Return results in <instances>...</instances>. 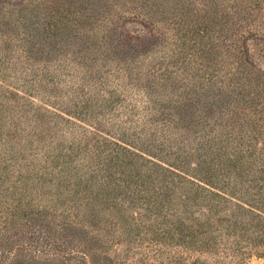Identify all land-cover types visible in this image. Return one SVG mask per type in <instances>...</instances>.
<instances>
[{"label": "rangeland", "instance_id": "374dc122", "mask_svg": "<svg viewBox=\"0 0 264 264\" xmlns=\"http://www.w3.org/2000/svg\"><path fill=\"white\" fill-rule=\"evenodd\" d=\"M19 17L24 20L17 21ZM234 50L241 52L238 59L231 53ZM103 64L109 65L106 72L117 67L128 68L132 84L149 87L146 92L152 95V113L158 123L180 126L198 122L197 125L209 130L210 126L217 129L225 122L248 127L254 121L259 136L253 146L263 150L264 0H0V75L9 77L16 68L18 79L26 77V71L32 68L42 71L46 67L55 75L63 66L71 68L73 76L61 77L62 83L59 81L58 85L38 80L29 99L34 107L43 108L44 103L61 110L58 105H67L66 97L79 101L74 90L67 87L80 85L78 71L88 74ZM98 74L107 76L104 70ZM12 79V84L9 78L8 82L0 79L2 92L10 85L22 96L25 92L20 88L22 82ZM110 79L111 88L120 92L121 74L120 81ZM225 88L228 90L223 93ZM14 90L9 91V96L18 99L13 96ZM134 102L138 110L146 106L144 96L138 91L126 93L124 102L115 106L117 117L114 112L106 113L100 120L106 128L99 130L111 134L107 129H131V114L123 106ZM183 109L187 117L179 122ZM62 111L81 128L87 125L97 128L72 111ZM219 111L223 113L221 118L213 120L211 116L216 117ZM205 113L209 118L193 123L194 116ZM22 125L28 129V119ZM78 125H71L76 132L81 130ZM251 129L249 126L248 130ZM63 130L66 139L63 142L67 145L72 134L66 127ZM129 133L132 134L131 130ZM76 162L82 163V159ZM247 166L244 161L239 170L230 173L231 177L241 178L245 187L250 178ZM19 176L15 172L0 175V191L14 184L20 189L23 186L25 195L30 197L27 200L21 197L26 202L21 209L6 211V207H15L16 202L12 195L0 192V264L210 263L215 256L206 246L209 235L215 232L216 224L227 227L224 215L228 212L223 211L218 223L219 217L214 216L215 223L206 224L201 219L205 226L194 224L196 238L188 232L190 225L184 229L168 223L161 226L168 232L167 240L134 238L132 229L128 233L120 229L121 225L101 222L98 229L99 219H106L116 211L114 208L119 209L116 201L126 208L127 198L120 196L115 202L102 199L98 202V195L84 183L80 185L84 191L74 196L77 189L66 191L62 183L56 187L47 183L35 187V177L23 176L25 180L21 183ZM74 179L78 183L75 175ZM85 179L89 181V177ZM89 182L95 184L94 180ZM20 189L15 194H21ZM64 191L65 195L59 198L57 192ZM221 191L232 196L231 207L236 203L235 198L244 202ZM88 204L94 213L85 208ZM116 217L117 214H112L108 219ZM208 226V235L198 233ZM261 236L264 240V233ZM259 239L260 236L256 242L260 246L249 250L250 246L244 245V256H241L243 249L236 255L242 259L241 264H264V243ZM229 255L227 261H233Z\"/></svg>", "mask_w": 264, "mask_h": 264}, {"label": "trees", "instance_id": "16d2710c", "mask_svg": "<svg viewBox=\"0 0 264 264\" xmlns=\"http://www.w3.org/2000/svg\"><path fill=\"white\" fill-rule=\"evenodd\" d=\"M23 20V17L17 19ZM47 25H50V21H47ZM231 53L236 59L241 54L235 50ZM108 66H97L95 71L88 74L78 71L76 77L80 85L67 88L74 90L79 101L68 96L67 105L59 103L61 110L44 103L43 108L34 107L29 99L32 98L40 78L43 82L58 85L59 81L62 83L61 77L73 76L68 65L59 68L57 75L46 67L42 71L35 68L26 71V77L18 78L23 84L20 88L25 91L21 93L22 96L10 85L2 92L0 85V175L15 172L20 175L18 179H22L21 183L25 180L23 176L30 179L32 175L36 178L35 187H43L46 183L56 187L62 183L66 191L77 189L72 194L74 196L84 191L80 188L84 183L98 195V202L101 199L113 201L123 196L129 200L126 208L125 204L116 201L119 209L114 208L116 211L108 215L109 218L110 215L117 214L116 219H99L98 229L101 228V222L121 225L120 229H126L128 233L132 229L133 237L143 240L166 239L168 232L161 229L166 223L182 226L184 229L186 225H190L188 232H192L191 237L196 238L192 229L195 225L205 226L201 219H205L206 224L215 223L213 217H219L220 213L227 211L228 215H224L226 229L223 225L216 224L215 232L210 233L206 243V246L209 245L208 252L215 257L210 263L204 261L203 264H241L242 259L236 255L243 249L241 256H244V245L250 246L249 250L257 248L260 246L256 242L259 236V240L264 243L261 236L264 233V212L261 211H264V148L258 151L253 146V141L259 136L255 122L250 123L251 130H248L249 126H236L230 122H225L217 129L210 126L209 130L204 125H197L198 122L188 125L181 123L180 126L175 123H158L157 117L152 113V95L146 92L149 87L132 84L128 68L117 67L106 72ZM100 70H104L107 76L98 74ZM112 74L114 76L110 77ZM120 74L123 79L119 87L122 89L118 92L111 88L113 82L110 78L120 81ZM136 75L140 76V73ZM17 76L15 68L11 76L0 75V79L8 82L9 78L12 84V78L17 79ZM188 84L189 82L186 86ZM210 85L212 86L211 83ZM11 90L16 91L12 95L18 99L10 98ZM224 90L228 88L223 89V93ZM133 91L144 96L146 106L142 111L137 109L135 102L123 106V110L126 109L124 111L131 114V129H107L106 132H111L115 137L100 131L99 128H106L104 121H100L102 117L109 112L116 113L117 117L115 106L121 105L126 93L131 94ZM70 105L73 107H69ZM187 106L185 105L186 109ZM148 107L151 108L148 110ZM186 109L181 111L183 117L178 118L179 122L186 119ZM62 110L74 112L97 128L91 125L81 128ZM227 113L230 114L229 111ZM222 114L219 111L216 117H211L215 120L221 118ZM204 115L194 116L193 123L209 118L206 113ZM24 119H28V129L22 125ZM73 123L81 130L76 132ZM63 127L72 134L67 145L63 142L66 140ZM77 159H82V163L77 164ZM244 161L248 164L247 171L250 175L246 187L241 178L230 175L233 170H239ZM24 163L27 165L24 166ZM60 165L62 166L59 168ZM22 168L24 171H21ZM73 173L79 179L78 183ZM86 177H89V181L94 180L95 184L86 180ZM215 186L244 202L235 198L236 203L231 207L232 196L229 195V198L228 194L226 196V193L217 190ZM22 187L20 189L12 184L1 189V193L12 195L11 199L16 202L15 207H6V211L21 209L26 203L22 200L30 198L25 195ZM19 189L21 194H15ZM66 191L57 192V196L61 198ZM87 207L94 213L89 204L85 208ZM195 214H200V217L195 218ZM221 218L223 217L217 218V223ZM208 228L210 226L198 233L208 235ZM109 232L110 230L107 233ZM127 253L125 252V256ZM229 254L234 258L233 261H227Z\"/></svg>", "mask_w": 264, "mask_h": 264}]
</instances>
